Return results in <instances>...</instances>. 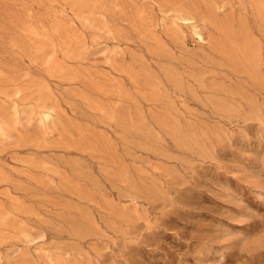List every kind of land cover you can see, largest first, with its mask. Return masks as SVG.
<instances>
[{"label":"rangeland","instance_id":"374dc122","mask_svg":"<svg viewBox=\"0 0 264 264\" xmlns=\"http://www.w3.org/2000/svg\"><path fill=\"white\" fill-rule=\"evenodd\" d=\"M211 1L262 46L264 76L249 0ZM157 2L0 0V113L17 121L0 137V264H264V84L190 34L187 58L138 35V10L170 22Z\"/></svg>","mask_w":264,"mask_h":264},{"label":"bare ground","instance_id":"6f19581e","mask_svg":"<svg viewBox=\"0 0 264 264\" xmlns=\"http://www.w3.org/2000/svg\"><path fill=\"white\" fill-rule=\"evenodd\" d=\"M138 1V0H137ZM148 1L150 4H155L157 0H140ZM166 10L163 13L167 14V18L170 22L159 21L154 19L150 12L147 10L137 11L138 23L135 26L140 36L143 35L148 41H152L156 47L164 54L171 55L177 51L181 52L184 57H189L191 54L187 50V37L190 34L194 40H197L200 44H208L210 46L212 53L209 57L213 55H218L219 57L232 62L234 65L239 66L240 75H245L249 79L253 80L254 83L259 85L264 84V76L261 73V58H262V46L259 45L247 32L242 36L238 35L236 31L233 30V25L230 21L221 23L219 21V16L223 7L216 6L211 0H162ZM250 7L253 8L255 12V18L260 23L261 27H264V0H249ZM117 3V2H116ZM159 3V2H157ZM119 4V3H118ZM160 4V3H159ZM99 5V4H98ZM124 5V4H123ZM136 5V4H135ZM158 5V4H157ZM73 6V4H72ZM84 7V6H82ZM153 7V6H152ZM162 7V6H161ZM109 8V7H108ZM111 8V7H110ZM145 8V7H144ZM233 8V7H232ZM72 10V9H71ZM70 10V11H71ZM78 11V10H77ZM152 12V11H151ZM235 11H233L234 13ZM128 13V12H127ZM62 14V13H61ZM82 14V13H81ZM111 14V13H110ZM114 14V13H113ZM227 14V13H226ZM240 14V13H239ZM129 15V14H128ZM62 17V16H61ZM131 17V16H130ZM240 17V15H239ZM238 17V18H239ZM53 18V17H52ZM133 18V17H132ZM241 18V17H240ZM126 19V18H125ZM159 19V18H158ZM54 20H56L54 18ZM123 20V19H122ZM127 20V19H126ZM125 20V22H127ZM133 20V19H132ZM241 20V19H240ZM239 21V20H238ZM135 22V21H134ZM242 22V21H241ZM136 23V22H135ZM235 23V22H234ZM61 24V23H60ZM242 24V23H241ZM21 25H23L21 23ZM38 25V24H37ZM63 25V23H62ZM132 25V24H131ZM30 26V24H29ZM34 26V25H33ZM66 26V25H65ZM31 27V26H30ZM54 27V26H53ZM64 27V25H63ZM78 27V26H77ZM29 28V27H28ZM116 28V27H115ZM67 30V29H66ZM104 30V29H103ZM110 30V29H109ZM134 30V29H133ZM214 30H218L220 35L217 37L212 33ZM92 31V30H91ZM71 32V31H70ZM122 32V31H121ZM120 32V33H121ZM124 32V31H123ZM136 32V31H135ZM28 33V32H27ZM68 34V33H67ZM100 34V33H99ZM35 36V35H34ZM44 36V35H43ZM65 36V35H64ZM129 36V35H128ZM66 37V36H65ZM79 37V36H78ZM126 37V36H125ZM142 37V36H141ZM62 38V37H61ZM110 38V37H109ZM38 39V38H37ZM145 39V40H146ZM41 41V40H40ZM258 41V40H257ZM16 42V41H15ZM36 43V41H35ZM40 43V42H39ZM52 43V42H51ZM71 43V42H69ZM132 43V42H131ZM61 44V43H60ZM22 45V44H21ZM37 45V44H36ZM56 45V44H55ZM215 45V47H214ZM43 47V45H41ZM78 47V45H77ZM25 48V47H22ZM30 48V47H29ZM73 48V46L71 47ZM75 48V47H74ZM209 48V50H210ZM40 49V48H39ZM79 50V47H78ZM158 50V51H159ZM210 50V51H211ZM23 51V50H22ZM25 51V50H24ZM42 51V50H41ZM44 51V50H43ZM46 51V50H45ZM68 51V49H67ZM65 51V52H67ZM73 52L76 51L72 50ZM153 52V50H152ZM36 53V52H35ZM44 53V52H43ZM63 53V52H62ZM137 53V52H136ZM151 54V53H150ZM156 54V53H155ZM68 55V54H67ZM75 55H78L75 53ZM74 55V56H75ZM85 57V56H84ZM160 57V56H159ZM162 57V56H161ZM49 58V57H47ZM74 58V57H73ZM76 58V57H75ZM167 58V57H166ZM194 58V57H193ZM214 58V57H213ZM165 59V58H163ZM184 59V58H183ZM45 60V59H44ZM143 60V59H142ZM187 60V59H186ZM47 62V61H46ZM146 62V61H145ZM174 62V61H173ZM39 63V62H38ZM179 63V62H178ZM59 64L55 63L54 67L57 68ZM111 65V63H110ZM60 66V65H59ZM112 66V65H111ZM53 67V68H54ZM62 67V66H61ZM60 67V68H61ZM75 67V66H74ZM168 67V66H167ZM218 67V66H217ZM166 68V67H165ZM172 68V67H171ZM200 68V67H199ZM169 69V68H168ZM223 69V68H222ZM57 70V69H56ZM152 70V69H151ZM76 71V70H75ZM164 71V70H163ZM191 71V70H189ZM59 72L60 69H59ZM51 73V72H50ZM69 73V72H68ZM165 73V72H164ZM218 73V72H216ZM237 73V72H236ZM73 74V73H72ZM82 74V73H81ZM108 74V73H107ZM148 74V73H147ZM74 75V74H73ZM77 75V73H76ZM129 75V74H127ZM168 75V79L172 80L176 85L182 86L183 78L176 71H168L165 73ZM82 77V76H81ZM100 77V76H99ZM63 78V77H62ZM84 78V77H83ZM108 78V77H107ZM237 78V77H236ZM114 79V78H113ZM167 79V80H168ZM38 80V79H35ZM42 80V79H41ZM156 80V79H155ZM168 80V81H170ZM242 80V79H241ZM109 81V80H108ZM157 81V80H156ZM244 81V80H243ZM29 82V81H28ZM40 82V81H39ZM47 82V81H46ZM138 82V81H137ZM158 82V81H157ZM3 83V82H2ZM20 83V82H19ZM48 83V82H47ZM113 83V82H111ZM110 85L112 86V84ZM125 83V82H124ZM159 83V82H158ZM118 84H121L118 82ZM112 87L121 88L122 86ZM160 84V83H159ZM125 85V84H124ZM185 85V83H184ZM255 85V84H254ZM16 86V85H15ZM42 86V85H41ZM114 86V85H113ZM157 86V85H156ZM164 86V85H163ZM21 87V86H20ZM33 87V86H32ZM184 87V86H183ZM24 88V87H23ZM42 88V87H41ZM76 88V87H75ZM119 88V89H120ZM125 88V87H122ZM181 88V87H180ZM263 88V87H262ZM2 89V88H1ZM72 89V88H71ZM80 89V88H79ZM101 89V88H100ZM112 89V90H113ZM166 89V88H165ZM203 89V88H202ZM244 89V88H243ZM8 90V88H7ZM37 90V89H36ZM116 89L113 91L115 92ZM146 90V89H144ZM192 90V89H191ZM3 91V90H1ZM9 91V90H8ZM47 91V90H44ZM112 91V92H113ZM154 91V90H153ZM113 92V93H114ZM120 93V91H118ZM156 92V91H154ZM207 92V91H206ZM3 92H1L2 94ZM18 93H22L18 90ZM118 93V96H119ZM123 93V90H122ZM148 93V92H146ZM197 93V92H196ZM21 95V94H19ZM32 95V94H31ZM117 95V94H115ZM158 95V94H157ZM84 96V95H83ZM126 96V95H125ZM153 96V95H152ZM164 96V95H162ZM161 96V97H162ZM20 97V96H19ZM30 97V96H29ZM165 97V96H164ZM186 97V96H185ZM81 98V97H80ZM31 99V98H30ZM205 99V98H204ZM227 99V98H226ZM159 100V99H158ZM211 100V99H210ZM236 100V99H235ZM156 100H154L155 102ZM173 101V100H171ZM199 101V100H198ZM84 102V101H83ZM161 102V101H160ZM100 103V102H99ZM140 103V102H139ZM163 103V102H162ZM224 106V104H223ZM204 107V106H203ZM175 108V106H174ZM39 111L31 112V114H36L40 124L47 126L55 118L57 109L54 106H40ZM103 108H101L102 110ZM224 109V108H223ZM103 111V110H102ZM18 112V110H17ZM114 112V111H113ZM258 114V113H257ZM16 115V114H15ZM30 115V114H29ZM255 115V113H254ZM258 116V115H257ZM32 117V116H29ZM35 117V115H34ZM107 117V116H106ZM233 118V117H232ZM258 118V117H257ZM170 120V119H169ZM257 121V120H256ZM17 123L16 120H12L6 115L0 113V137L8 136L9 131L13 128L12 123ZM110 122V121H109ZM263 122V121H261ZM167 123V122H166ZM172 124V123H171ZM55 125V124H53ZM52 125V126H53ZM43 126V127H44ZM179 126V125H178ZM263 126V125H262ZM54 127V126H53ZM45 128V127H44ZM136 128V127H135ZM134 128V129H135ZM57 129V127H56ZM126 129V128H125ZM166 129V128H165ZM179 131V130H178ZM174 132V131H173ZM60 133V132H59ZM126 133V132H125ZM104 134V133H103ZM23 136V135H22ZM60 136V135H59ZM228 136V135H227ZM62 137V135L60 136ZM217 137V136H216ZM71 138V137H70ZM128 138V137H127ZM94 139V138H93ZM129 142V141H128ZM101 143V142H100ZM132 143V142H131ZM202 143V142H201ZM130 144V143H129ZM135 144V143H134ZM18 145V144H17ZM68 145V144H67ZM187 145V144H186ZM20 146V145H19ZM45 147V146H44ZM136 148V146H134ZM18 148V147H17ZM46 148V147H45ZM84 150V149H83ZM109 150V149H108ZM252 154V153H251ZM91 156V155H90ZM13 158V157H12ZM17 160V159H16ZM25 162V161H24ZM48 163V162H47ZM38 167V165H37ZM74 167V166H73ZM8 168V167H7ZM9 169V168H8ZM11 169V168H10ZM13 171V170H12ZM22 171V170H21ZM23 174V173H22ZM31 174V173H30ZM32 176V175H31ZM106 176V175H105ZM37 178V177H36ZM84 178V177H83ZM7 176L0 171V181H7ZM52 179V178H51ZM50 179V180H51ZM36 183V182H35ZM34 183V184H35ZM132 186V185H131ZM95 189V188H94ZM7 190V189H6ZM159 190V189H158ZM135 191V190H134ZM139 191V190H138ZM85 195V194H84ZM88 196V195H87ZM50 200V199H49ZM56 201V200H55ZM72 205V204H71ZM113 207V206H112ZM42 208V207H41ZM81 208V207H80ZM89 208V207H88ZM67 209V208H66ZM74 209V207H73ZM72 209V210H73ZM82 209V208H81ZM69 210V209H68ZM86 210V209H85ZM32 212V211H31ZM77 212V211H76ZM75 213V212H74ZM127 213V212H126ZM80 214V212H79ZM30 215V214H29ZM86 215V214H85ZM89 215V214H88ZM128 215V214H127ZM22 216V215H21ZM1 220L7 224L9 215L3 214L0 211ZM88 217V216H86ZM121 217V216H120ZM71 218V217H70ZM83 218V217H82ZM46 219V217H45ZM67 220V219H66ZM126 220V219H125ZM129 220V219H128ZM11 222V221H10ZM58 223V222H57ZM60 225V223H58ZM76 224V223H75ZM5 226V225H4ZM12 227V226H11ZM6 228V227H5ZM80 229V228H79ZM25 230V229H24ZM8 233V232H7ZM5 232V235L7 234ZM26 236L25 233H22ZM74 234V233H73ZM86 234V233H85ZM88 235V234H87ZM75 236V235H74ZM2 232H0V239H2ZM7 237V235H6ZM17 237V236H16ZM3 242V241H2ZM208 247V246H207ZM23 253V252H22ZM1 259V258H0ZM88 261V260H87Z\"/></svg>","mask_w":264,"mask_h":264}]
</instances>
